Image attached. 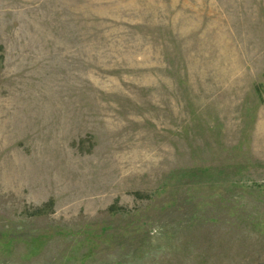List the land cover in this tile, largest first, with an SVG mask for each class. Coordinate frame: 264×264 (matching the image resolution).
Wrapping results in <instances>:
<instances>
[{
    "label": "rangeland",
    "instance_id": "obj_1",
    "mask_svg": "<svg viewBox=\"0 0 264 264\" xmlns=\"http://www.w3.org/2000/svg\"><path fill=\"white\" fill-rule=\"evenodd\" d=\"M0 264H264V0H0Z\"/></svg>",
    "mask_w": 264,
    "mask_h": 264
}]
</instances>
